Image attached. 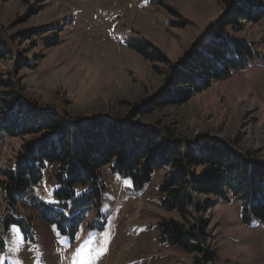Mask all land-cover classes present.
Returning a JSON list of instances; mask_svg holds the SVG:
<instances>
[{
    "label": "rangeland",
    "instance_id": "rangeland-1",
    "mask_svg": "<svg viewBox=\"0 0 264 264\" xmlns=\"http://www.w3.org/2000/svg\"><path fill=\"white\" fill-rule=\"evenodd\" d=\"M223 9L220 0H0L5 37L45 29L12 47L28 58L29 66L18 67L16 56L15 61L0 60V68L14 72L23 95L59 113L86 120L131 113L139 123L168 126L179 137L237 141L238 149L263 163L264 17L244 21L241 29L228 28L252 43L258 54L245 68L212 82L181 105L144 117L135 110L163 89L167 64L146 58L128 43L146 39L174 63L206 36ZM21 143V138L0 133V179ZM169 169L163 165L149 181L135 186L109 165L101 167L99 204L95 212L75 211L77 227L69 234L43 217V210H49L69 219L60 214L54 196L58 184L53 165L45 163L41 180L16 203L18 220L4 234L0 264H192L196 254L164 240L155 226L163 218L180 219L160 203L158 185ZM90 188L75 185V196ZM215 201L204 215L216 255L210 264H264V224L243 222L237 196ZM5 210L0 190L2 216Z\"/></svg>",
    "mask_w": 264,
    "mask_h": 264
},
{
    "label": "trees",
    "instance_id": "trees-1",
    "mask_svg": "<svg viewBox=\"0 0 264 264\" xmlns=\"http://www.w3.org/2000/svg\"><path fill=\"white\" fill-rule=\"evenodd\" d=\"M220 1L224 9L217 22L174 63L146 39L128 43L146 58L167 64L163 89L135 108L140 116L187 102L212 82L245 68L258 55L252 43L235 37L228 28L241 29L244 21L261 20L264 0ZM44 31L23 30L5 37L0 29V60L15 61L17 56L18 67L29 66L28 58L19 57L12 47L15 41ZM13 73L0 68V133L21 138L22 143L12 163L1 171L0 190L7 212L0 214V250L4 249L9 224L18 220L14 218L16 203L41 180V169L47 162L53 165L58 184L54 196L60 214L69 219L61 220L57 212L49 210H43V217L62 232L74 233L79 210L92 208L95 212L104 188L100 168L106 165L130 177L135 186L149 181L161 166L170 167L158 185L160 203L177 211L180 219L163 218L155 226L164 240L196 254L192 264L215 261L204 216L215 200L237 196L242 200L243 222L264 224V162L253 158L250 151L238 149L237 141L216 136L179 137L168 126L161 129L139 123L131 113L91 120L71 117L23 95ZM77 184L91 188L75 196Z\"/></svg>",
    "mask_w": 264,
    "mask_h": 264
},
{
    "label": "snow or ice",
    "instance_id": "snow-or-ice-1",
    "mask_svg": "<svg viewBox=\"0 0 264 264\" xmlns=\"http://www.w3.org/2000/svg\"><path fill=\"white\" fill-rule=\"evenodd\" d=\"M77 256L79 257L80 256V251L78 250V252H77Z\"/></svg>",
    "mask_w": 264,
    "mask_h": 264
}]
</instances>
